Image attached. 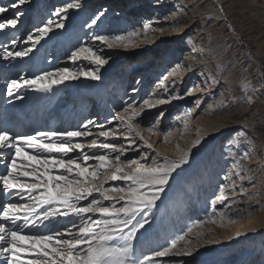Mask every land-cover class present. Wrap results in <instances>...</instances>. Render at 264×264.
<instances>
[{
    "label": "rangeland",
    "instance_id": "rangeland-1",
    "mask_svg": "<svg viewBox=\"0 0 264 264\" xmlns=\"http://www.w3.org/2000/svg\"><path fill=\"white\" fill-rule=\"evenodd\" d=\"M27 1L29 3V0ZM31 1L33 5L31 12L34 13V16L36 12L42 14L44 11L41 12L39 4L44 2V4L47 2L49 4L45 15L43 14L39 21L36 18L34 20V17L28 19L25 29H23V32L27 31V33L49 19L58 21L59 17L52 13L56 8L64 7L66 3L70 2V0ZM141 1H149L152 5L155 3L162 5L153 7L149 12V15L158 17L157 24L151 25L155 27H151L149 35L151 37L159 36L160 33L165 37V41L161 45L149 48L152 40L144 42L140 41V37H136L134 43L126 49L125 47L124 49L119 47L109 49L100 42L91 39L93 33L109 36L126 35L128 33L126 26L129 24L128 28H131L132 31L140 29L143 24V21L138 20L141 10L130 13V5ZM179 1L182 0H80V9L69 10L64 21L66 27L55 29L53 33H49V36L45 37L33 49V52L23 59L6 61L2 57V51L4 47H7L9 51H19L30 47V43H25L27 33H22L24 38L22 40L19 38L18 43L13 44L20 26L14 31L15 34L12 38L9 35L11 29L0 30V64H6V67L0 66V73L4 72L3 75H0V117L6 116L8 108L11 112H21L24 103L35 97L32 89L20 90L19 94L23 99L8 96L7 83L9 80L16 79L20 75H38L41 71H52L57 67H69L74 70L79 68L95 69L96 66L90 64L86 59H80L73 63L68 57L82 44L98 49L107 60V63L100 68V79L92 80L80 77L77 80L65 81L61 85H54L51 92L45 93L41 97L40 113L39 111L35 112L37 118L29 121V131L24 130L26 122L22 124V121L16 123L22 124V126L17 129L11 128V130L18 133H31L34 130L63 131L77 128L82 123L92 120L95 122L91 126L93 136L87 139L99 138L100 131L107 130L109 127L117 128L119 121L112 119L117 112H122L129 104L138 107L143 104L144 100L153 97L166 102L147 109L136 121L145 140L152 145V148H147L144 142L136 137V144L125 153V157L126 159H136L138 153L143 150L149 156L159 154L175 159L196 141L199 133L195 135L191 132V128H197V126L193 127L191 123L194 120H201V143L192 148L189 163L173 174L169 186L162 195V197L166 195L168 198L161 199L163 201L159 205L160 220L156 221L155 218L154 220L151 218L150 224L152 225L147 232L150 236L154 235L153 237L162 236L164 241L159 243L160 248L153 249V252L167 246L171 239L187 232L188 226L199 220L201 223L195 226L193 232L189 233L187 237L192 240V254L159 258L161 264H180L181 261L183 264H199V261L211 263L215 260L230 263L239 257L244 245L240 242L231 248L225 244V248L222 247L227 252L225 255L210 258V252L216 251L213 249L224 241L227 233L220 227V223L218 225L219 217H217L218 222L211 221L213 208L215 207L217 213L226 212L229 214L234 209V221H236L240 206L252 201V213L246 219L260 222L264 218V0H183L186 2L183 9L180 8ZM13 2L14 0H0V6L8 7V12L0 15L12 18L17 10L23 14L22 10L28 3L20 5L18 9H12L9 5ZM210 4H216L222 16H216L215 12L202 15V12ZM171 9L177 10L178 15L174 16L175 21L182 16L186 18L183 22L184 28L179 33H174L173 28L175 27L170 25L174 23L173 18L170 23H167L166 16L169 15ZM100 13L103 15L97 25L91 29L87 28L85 24ZM191 13L194 16L192 22ZM128 18L130 20L124 26V20ZM21 19L22 17L19 20ZM26 20L24 19L22 24ZM32 20L38 25L36 26ZM161 28L163 31H160ZM136 44L148 47L136 49ZM54 48L56 49L53 52ZM249 54H253L256 58L257 66L260 69L258 76H255L252 71L255 62L248 60ZM154 55L162 57L153 60ZM32 57L35 58L34 63L29 61ZM14 61L17 63L10 66V63ZM176 65H182V68L177 70ZM218 65L221 67L218 68ZM186 70L190 72L184 76L183 72ZM173 71L177 72L176 88L173 90L170 82H166L169 90L165 92L161 81L163 77ZM227 72H231L232 76L224 79L223 76ZM241 79L250 81L254 89V92L248 93L253 96L251 102L240 85ZM65 87L70 88L65 89ZM90 89H93L94 93L99 96L93 112L87 113L95 95L93 93L92 96L89 93ZM134 89L135 91H133ZM189 89H192L191 93H189ZM87 96H91V98L86 104ZM84 103L87 106L86 113H82L85 109ZM70 107L72 108L70 109ZM221 108L222 110H220ZM75 109L77 116L73 119ZM96 109L98 110L96 111ZM193 109L195 112L192 113V118L188 121V130H185L178 118H182L186 111ZM32 116L33 114L30 116V120H32ZM39 119H46V121L39 123ZM34 121L37 123L33 125ZM152 123L156 124V129L148 131ZM97 125L101 127H97ZM120 128L122 129L123 125H120ZM169 129H171V133L168 140H164L163 134ZM233 137H237L239 143H230ZM99 140L104 142L103 138H99ZM108 142L127 143L122 136L117 137L115 141L110 138ZM205 149L208 150L206 156L197 164L196 168H193V164L196 162L195 155ZM89 152L92 153L93 150H89ZM95 154L103 153L101 150ZM147 164L151 165V159L147 161ZM237 164H239V168ZM188 170L190 171L185 176ZM238 170L240 174L235 175ZM4 171L5 165L0 164V173ZM181 176L184 178L180 183L177 179ZM233 183L234 190L227 189L228 199L224 203L217 202L213 205V200L219 194V187ZM241 186L244 190L237 192ZM190 190L193 192L191 193ZM0 197L3 199L2 204L10 200V197L2 191H0ZM70 221L79 224L77 217H57L53 224L44 221L37 228L30 226L25 231L29 234H36L38 231L43 234L54 226L57 230L60 225L70 227ZM46 225L47 227H45ZM161 225L167 227L165 231L161 232ZM199 227H204L205 236L202 237L201 233L196 231ZM197 233L199 238H196ZM263 233L255 236L251 248L256 247V249L245 264H264ZM145 241L144 236H137L134 240L135 256L138 258H142L143 254L151 253L144 248L139 250V246L143 245ZM207 241L212 242L207 243ZM181 242L178 243V247L183 246ZM200 246L207 250L201 249ZM0 264H7L3 256H0Z\"/></svg>",
    "mask_w": 264,
    "mask_h": 264
},
{
    "label": "snow or ice",
    "instance_id": "snow-or-ice-1",
    "mask_svg": "<svg viewBox=\"0 0 264 264\" xmlns=\"http://www.w3.org/2000/svg\"><path fill=\"white\" fill-rule=\"evenodd\" d=\"M25 3L26 0H14L9 7L18 9ZM80 8V0H70L64 7L56 8L52 15L59 17L58 21L49 19L29 31L25 43H30V47L19 51H9L4 47L3 59L7 61L28 57L49 33L66 27L64 21L69 10ZM7 12L8 7L0 6V14ZM22 15L18 10L12 18L0 15V30L16 28ZM102 15L100 13L92 17L85 26L91 29L97 25ZM175 19L174 17L173 22ZM150 30L151 25L145 22L142 31H129L123 36L93 33L91 38L109 49L127 48L134 43L136 37L143 35L147 40ZM12 43L15 44V41ZM68 59L73 63L86 59L96 67L87 70L57 67L34 76L20 75L8 81V96L23 99L19 94L21 89L49 93L54 85L80 77L98 80L100 68L107 63L98 49L83 44ZM181 68L182 65H176L177 70ZM176 75L177 72L173 71L163 77L161 83L165 92L169 90L166 82H170L173 90L176 88ZM240 85L251 102L253 96L248 93L254 92V89L250 81L241 79ZM191 91L189 89V93ZM164 102L166 101L150 97L138 107L129 104L112 117L119 121L117 128L109 127L98 133V137L103 138L104 142L99 138L87 139L93 136L91 126L95 122L92 120L63 131L34 130L31 133H18L0 127V164L5 165V171L0 173V191L15 198L0 204V256L4 257L7 264H161L159 258L192 254V240L187 237L201 223L199 220L189 225L187 232L177 235L160 250L144 254L142 258L135 256L134 240L137 233L149 224L150 214L158 207V201L162 199L173 174L189 163L192 148L202 140L198 136L190 148L182 151L175 159L159 154L149 156L143 150L138 153V158L126 159L125 153L136 144V137L147 148H152L136 121L147 109ZM191 118V110L178 118L185 130ZM120 125H123L122 129ZM155 129L156 124L152 123L148 131ZM170 133L171 129L163 134L164 140H168ZM120 136L127 141L126 144L108 142L110 138L115 141ZM230 143H239V140L233 137ZM89 150L93 152L90 153ZM101 150L103 154H95ZM149 159L151 165L147 164ZM237 167H240L239 164ZM239 174L238 170L235 175ZM234 187V183L221 185L213 205L217 202L224 203L228 199L227 189L234 190ZM243 190L241 186V191ZM70 216L79 218V224L70 221V227L60 226L57 230L54 226L43 234L39 231L36 234L25 231L30 226L37 228L44 221L53 224L57 217ZM217 217L221 226H224L225 220L234 222L232 215L217 213L214 207L210 219L216 223ZM235 235L239 236L241 233L238 231ZM196 238H199L198 233ZM181 241L184 242L183 246L178 247ZM29 256L30 259L27 258Z\"/></svg>",
    "mask_w": 264,
    "mask_h": 264
},
{
    "label": "bare ground",
    "instance_id": "bare-ground-1",
    "mask_svg": "<svg viewBox=\"0 0 264 264\" xmlns=\"http://www.w3.org/2000/svg\"><path fill=\"white\" fill-rule=\"evenodd\" d=\"M42 1V0H41ZM44 1V0H43ZM48 1V0H47ZM54 2H55V0H54ZM26 3H28V1L26 0ZM45 3V2H44ZM44 3H41V4H39V6L41 7V12H42V10H44L43 11V13L41 14H39V12H36L35 14V16H34V13H32L31 11H32V7H33V5H32V1L31 0H29V3L27 4V5H25V7H24V9L22 10L23 11V15L21 16L22 17V19L21 20H19L18 21V23H17V26H16V28H9V30L11 29V33L9 34L10 36H11V38L14 36V31H16L17 29H18V27L20 26V30H19V32H18V34L16 35V37L14 38V40L13 41H15V44H17L18 43V40H19V38H21V40L24 38V35H22V33L23 34H26L27 33V31H25V32H23V29H25V26H26V23H27V21H28V19L30 18V17H34V20H35V18L36 19H38V21L40 20V18L43 16V14L45 15V12H46V10H47V5L49 4V2H47L46 4H44ZM184 3H186V2H184L183 0L182 1H179V5H180V8L181 9H183L184 8ZM156 6H162V5H159V3L158 4H154V5H152L151 4V2H149V1H141V2H134L133 4H131L130 5V13H132V12H135V11H139V10H141L140 11V13H139V18H138V20H141V21H143V24L145 23V22H147V23H150V25H153V24H157V22H158V20H157V16H152V15H149V12L152 10V8L153 7H156ZM145 9V10H144ZM106 10H108V8H106ZM219 8H218V6L215 4H210L206 9H205V11L204 12H202V15H204V14H210V13H212V12H215L216 13V16L218 15V17L219 16H222V14L219 12ZM176 15H178V13H177V10L176 9H171L170 11H169V15H167L166 16V18H168V21H167V23H170L171 21V18H174V16H176ZM27 16V17H26ZM188 18V17H187ZM208 18V17H207ZM207 18H205V19H207ZM24 19H27L23 24H22V22H23V20ZM32 19V18H31ZM152 19V21H149V20H151ZM185 19L186 18H183V16L182 17H179L173 24H170L171 26H174L175 28H173L174 30V33H179L183 28H184V24H183V22L185 21ZM190 19H191V22L192 21H194V16H193V14L191 13L190 14ZM129 18L128 19H126V20H124V23H123V25L125 26L128 22H129ZM143 24H142V26L140 27V29H138V30H141L142 31V27H143ZM130 26V24L128 25V26H126L127 27V29H128V32L129 31H132V29L131 28H128ZM113 27V26H112ZM151 27H155V26H151ZM174 33H172V34H174ZM76 34H78V33H76ZM150 34V33H149ZM171 34V35H172ZM22 35V36H21ZM21 36V37H20ZM75 37H76V35H75ZM92 37V36H91ZM140 41H144V42H146V41H149V39L150 40H152L153 42L150 44L151 46H149V48H156V46L157 45H161L164 41H165V37H163L162 35H160V33H159V36H153V37H151V35H149V37H148V39L147 40H145L144 38H143V35H141L140 36ZM92 39V38H91ZM135 40V39H134ZM139 42V41H138ZM132 45V44H131ZM130 45V46H131ZM129 46V47H130ZM100 47H103V46H100ZM148 46H139L138 44H136V49H145V48H147ZM163 47V46H162ZM119 48H123L124 49V47H119ZM161 48V47H160ZM55 49L56 48H54V50H53V52L55 51ZM126 49V48H125ZM160 57H162V56H160V55H154V59L153 60H157V59H159ZM34 59L35 58H30L29 59V61L30 62H33L34 63ZM248 60L250 61V62H255V65H253V67H252V71H253V73H254V75L255 76H258V74H259V69H258V64H257V61H256V58H255V56L253 55V54H249V58H248ZM28 61V60H27ZM17 62H13V63H10V66L12 65H15ZM154 64V63H153ZM0 66H4V67H6V64H0ZM189 72L190 71H185V72H183L184 74V76H187L188 74H189ZM4 74V72H1L0 73V75H3ZM232 76V73L231 72H227L224 76H223V78L224 79H228V78H230ZM1 77V76H0ZM2 84V83H1ZM259 85V84H258ZM93 87V86H92ZM68 88H70V87H65V89H68ZM90 88V87H89ZM94 89H96V88H94ZM88 90V89H87ZM97 91V90H96ZM32 93L33 94H35V97L34 98H32V99H29L28 101H27V103H24V106H23V109H22V111L21 112H18V113H16V112H11L10 110H9V108H8V110H7V116L9 115V116H13V124H14V126L13 127H10V129L11 128H14V127H17V128H19L20 126H22V124L24 123V122H26V128L24 129L26 132L27 131H29L28 130V126H29V121H33L34 119H36L37 118V114L35 113V112H37V111H39V109L41 108V106H40V99H41V97L45 94V93H38V92H35L34 90H32ZM89 93H91L92 94V96H93V93H94V90L93 89H90L89 90ZM95 94V93H94ZM112 95H113V93H111ZM1 96V95H0ZM98 94L96 93L95 95H94V99L92 100V102H91V105L89 106V109L87 110V113H89V112H93V110L95 109V106L97 105V103H98V100H97V98H98ZM114 96V95H113ZM84 97V96H83ZM87 99H86V104L88 103V101H90L89 99L91 98V96H87L86 97ZM114 99H116V98H114ZM100 100H101V98H100ZM86 104L84 103V107H85V109H83V112L82 113H86ZM2 106V105H1ZM92 106V107H91ZM102 107H104L103 105H102ZM72 107H70V109H71ZM83 108V107H82ZM57 109H58V107H57ZM98 109H96V111H97ZM99 110H100V107H99ZM195 109H193L192 110V113L193 112H195L194 111ZM39 113H40V111H39ZM79 114L81 113V112H78ZM81 113V114H82ZM99 113V112H98ZM107 113V112H106ZM33 114V116H32V120H30V116ZM36 114V115H35ZM23 115H24V117H23ZM75 116H77V112H76V109L74 110V113H73V119L75 118ZM80 116V115H79ZM78 116V120L80 119V117ZM26 118H27V120H26ZM26 120V121H25ZM18 121H22V124H16ZM44 121H46V119L44 120H40L39 119V123H41V122H44ZM34 123H37V122H33L32 124L34 125ZM201 120H194L192 123H191V125H193V127L194 126H197V128L195 129V128H191L190 130H191V132L193 133V134H198V136L200 137V135H201V131H200V126H201ZM32 125V126H33ZM64 126V125H63ZM69 127H70V125H69ZM66 128H68V126L66 125ZM184 129V128H183ZM199 129V132L197 131ZM187 130H188V128H187ZM23 131V130H22ZM175 135V134H174ZM176 136V135H175ZM198 136H197V138H198ZM176 137H178V135L176 136ZM191 138H194V137H191ZM213 139V138H212ZM207 149H205L203 152H199L197 155H195V160H196V162L193 164V168H196L197 167V164L200 162V161H202V159L206 156V153H207ZM188 169H189V167H188ZM190 170H192V169H190ZM190 170H188V172L185 174V176L189 173V171ZM245 177H246V175L245 176H243V178L245 179ZM181 178V179H180ZM183 176H181V177H179L178 179H177V181L178 182H182L183 181ZM180 179V180H179ZM257 179V178H256ZM255 180V179H254ZM249 181V180H248ZM261 181H262V179H261ZM177 185H178V183H177ZM174 188V187H173ZM172 188V189H173ZM241 191V189L240 190H238L237 192H240ZM190 192H191V190H190ZM193 192V191H192ZM191 192V193H192ZM168 198V196H163L162 197V199L163 200H166ZM250 198V200H251V197H249ZM11 199V198H10ZM163 200H160V201H158V207L156 208V209H154L153 210V213H151L152 215H150V217H149V224L148 225H145V228L144 229H140L139 230V232L137 233V236H144L145 237V239H146V241L143 243V245H141V246H139V250H141L142 248H144L146 251H148V252H152V250L153 249H157V248H160V246H159V243H163L164 241H163V238H162V236H160V237H153L154 235H149L148 234V232H147V230H148V228L152 225V224H150V222H152V220H154V218H155V220L157 221V220H160V217H161V213H160V207H159V205L161 204V202L163 201ZM2 202H3V199L0 197V204H2ZM251 202L252 201H250L249 203H245L244 205H241L240 206V212H239V214H237V216H238V219H236V221H234V222H228V221H224L223 222V225L224 226H221L220 225V227L225 231V232H227L226 233V235H225V239H224V241L219 245V246H217L215 249H213V250H216V251H211L210 253H211V257L210 258H216V256L217 255H225L227 252H226V250H223L222 249V247H224L225 248V244H227L229 247H231V248H234L237 244H240V242L244 245V248H242V250H241V252H240V254H239V257H237L236 259L235 258H232V259H235V261H231L230 263H224L223 261H220V260H215V261H213V262H211V263H207V261H199L198 263L199 264H245V262L248 260V259H250V256L254 253V249H256V247L253 249V248H251L252 246H253V240H254V238H255V236L257 235V234H262L263 232H264V218L262 219V221H260V222H256V220H253V219H246L248 216H251V213H252V211H251V209H252V206H253V204H251ZM235 204V203H234ZM235 206V205H234ZM233 206V207H234ZM238 207V206H237ZM234 213H235V211H234V209H232L231 210V212H230V215H232L233 216V219L235 220V218H234ZM237 213V212H236ZM248 214V215H247ZM157 215H159V216H157ZM247 215V216H246ZM246 216V217H245ZM151 218H153L152 220H151ZM151 220V221H150ZM75 223V222H74ZM219 223L220 222H218V225H219ZM60 226H62V225H60ZM166 226L165 225H161V232L162 231H165L166 230ZM196 231H199L200 233H201V236L203 237V236H205V231H204V227H199L198 229H196ZM240 232L241 233V235H239V236H236L235 234H236V232ZM263 235H264V233H263ZM229 237H232V239H229ZM155 241H154V240ZM184 242L182 241L181 242V244H183ZM264 245V244H263ZM200 248L201 249H203V250H207V248H205V247H201L200 246ZM262 250V249H261ZM263 251V250H262ZM142 252H144V251H142ZM144 255V254H143ZM143 255H141V256H143ZM31 258V256H29L28 257V259H30Z\"/></svg>",
    "mask_w": 264,
    "mask_h": 264
},
{
    "label": "water",
    "instance_id": "water-1",
    "mask_svg": "<svg viewBox=\"0 0 264 264\" xmlns=\"http://www.w3.org/2000/svg\"><path fill=\"white\" fill-rule=\"evenodd\" d=\"M218 5H220L219 3H218ZM259 69V68H258ZM259 73H260V69H259Z\"/></svg>",
    "mask_w": 264,
    "mask_h": 264
}]
</instances>
